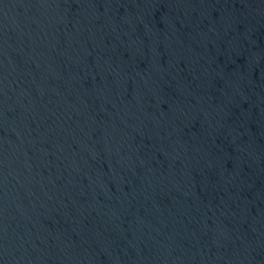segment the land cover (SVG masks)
Returning <instances> with one entry per match:
<instances>
[{
	"label": "water",
	"instance_id": "1",
	"mask_svg": "<svg viewBox=\"0 0 264 264\" xmlns=\"http://www.w3.org/2000/svg\"><path fill=\"white\" fill-rule=\"evenodd\" d=\"M0 264H264V0H0Z\"/></svg>",
	"mask_w": 264,
	"mask_h": 264
}]
</instances>
